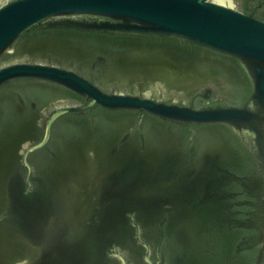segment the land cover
Returning <instances> with one entry per match:
<instances>
[{
	"label": "water",
	"instance_id": "1",
	"mask_svg": "<svg viewBox=\"0 0 264 264\" xmlns=\"http://www.w3.org/2000/svg\"><path fill=\"white\" fill-rule=\"evenodd\" d=\"M0 264H264V0H0Z\"/></svg>",
	"mask_w": 264,
	"mask_h": 264
}]
</instances>
